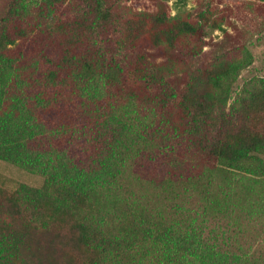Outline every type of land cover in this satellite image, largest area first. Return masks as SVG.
Returning <instances> with one entry per match:
<instances>
[{"label":"trees","instance_id":"trees-1","mask_svg":"<svg viewBox=\"0 0 264 264\" xmlns=\"http://www.w3.org/2000/svg\"><path fill=\"white\" fill-rule=\"evenodd\" d=\"M122 1L9 0L1 15L0 160L44 183L0 187V264H264V80L233 95L252 57L193 68L207 28L229 35L216 19ZM156 151L193 166L161 187L198 197L213 234L124 195Z\"/></svg>","mask_w":264,"mask_h":264},{"label":"rangeland","instance_id":"rangeland-1","mask_svg":"<svg viewBox=\"0 0 264 264\" xmlns=\"http://www.w3.org/2000/svg\"><path fill=\"white\" fill-rule=\"evenodd\" d=\"M170 6L171 14L179 17L197 20L201 12L207 16V24L211 25V20L216 19L223 30L211 27L207 28L209 42L203 48V52L194 58L193 68L210 64L221 55L230 59L232 57L242 58L248 54L252 57L251 64L243 69L237 81L233 85V95L242 91L245 86H253L264 80V2L260 0H165ZM9 0H0V18L5 12ZM122 10L130 15L136 11L154 10L155 4L151 0H123ZM220 46H224V51H216ZM225 52V53H224ZM204 63V64H203ZM152 159L146 157L140 164H133L127 169L124 178L123 193L131 200L139 204V208L148 210L147 213L153 215L159 212L166 220L171 221H200L209 227L207 233L213 234L214 221L210 214H203V209L199 203V198L188 195L181 199H173L167 194L161 184L168 177L186 175L191 164L182 161L181 158L164 157L165 155L151 153ZM193 167V166H192ZM44 183V177L39 174L30 173L13 164L0 160V187L7 190H14L20 184H27L40 188ZM245 213L235 212L229 220L233 218L245 220ZM222 217V216H221ZM222 219H224L222 217ZM226 223L220 221L221 226ZM219 226V227H221ZM219 231H223L221 228ZM230 232L227 231V234Z\"/></svg>","mask_w":264,"mask_h":264}]
</instances>
